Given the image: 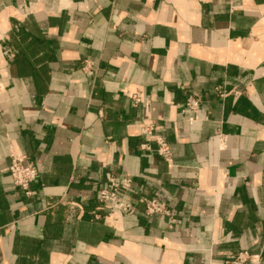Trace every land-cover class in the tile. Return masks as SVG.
<instances>
[{
	"label": "crops",
	"instance_id": "crops-1",
	"mask_svg": "<svg viewBox=\"0 0 264 264\" xmlns=\"http://www.w3.org/2000/svg\"><path fill=\"white\" fill-rule=\"evenodd\" d=\"M11 151L38 169L31 195ZM110 173L131 177L133 207L95 220ZM145 197L169 214L147 215ZM238 250L264 264V0H0V264Z\"/></svg>",
	"mask_w": 264,
	"mask_h": 264
},
{
	"label": "built area",
	"instance_id": "built-area-1",
	"mask_svg": "<svg viewBox=\"0 0 264 264\" xmlns=\"http://www.w3.org/2000/svg\"><path fill=\"white\" fill-rule=\"evenodd\" d=\"M92 64L84 60L82 70L88 72L92 69ZM219 91V89H218ZM133 99H136L133 96ZM185 107L190 110H197L198 100L190 99L185 103ZM153 124L145 122L140 132L146 138H154L156 150L159 155L165 159H170V150L167 143L160 137L153 134ZM142 148H148L146 144ZM8 171L11 176L13 185L19 188L25 195H31L30 183L35 179L38 169L27 161L25 154L11 151L9 154ZM131 177L123 174L116 175L110 173L106 178V186L101 188L97 195L98 209L93 213L95 220L102 217H113L124 215L132 210V200L130 197ZM141 202L147 215L159 214L168 215L169 211L165 204L155 197L142 198ZM101 212H103L101 214ZM226 264H263L261 253H250L246 250H238L226 255Z\"/></svg>",
	"mask_w": 264,
	"mask_h": 264
}]
</instances>
